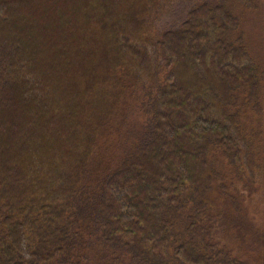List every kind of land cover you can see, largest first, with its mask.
<instances>
[{
	"label": "trees",
	"instance_id": "obj_1",
	"mask_svg": "<svg viewBox=\"0 0 264 264\" xmlns=\"http://www.w3.org/2000/svg\"><path fill=\"white\" fill-rule=\"evenodd\" d=\"M0 264H264V0H0Z\"/></svg>",
	"mask_w": 264,
	"mask_h": 264
},
{
	"label": "rangeland",
	"instance_id": "obj_2",
	"mask_svg": "<svg viewBox=\"0 0 264 264\" xmlns=\"http://www.w3.org/2000/svg\"><path fill=\"white\" fill-rule=\"evenodd\" d=\"M256 23H257L258 25H260L261 22H260L259 20H257Z\"/></svg>",
	"mask_w": 264,
	"mask_h": 264
}]
</instances>
